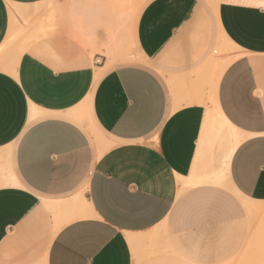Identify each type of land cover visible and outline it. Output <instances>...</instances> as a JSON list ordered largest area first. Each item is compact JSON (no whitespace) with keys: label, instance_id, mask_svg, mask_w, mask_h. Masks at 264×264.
<instances>
[{"label":"crops","instance_id":"1","mask_svg":"<svg viewBox=\"0 0 264 264\" xmlns=\"http://www.w3.org/2000/svg\"><path fill=\"white\" fill-rule=\"evenodd\" d=\"M48 3L0 0V264H132V233L209 177L261 212L264 0H149L128 35L76 0L75 38L36 33Z\"/></svg>","mask_w":264,"mask_h":264},{"label":"rangeland","instance_id":"2","mask_svg":"<svg viewBox=\"0 0 264 264\" xmlns=\"http://www.w3.org/2000/svg\"><path fill=\"white\" fill-rule=\"evenodd\" d=\"M148 1L80 0V4H94L95 9H102L103 5L111 3L115 10L117 34L121 29L128 35L138 13ZM59 2L49 0L44 7L48 15L39 21V28L42 29L36 33L50 31L53 24H60L70 32L63 33L74 37L76 16L74 13L70 16V11L76 9V0H64V17H61ZM23 23L24 28L29 26L26 18ZM30 40L26 36L22 45ZM22 45L17 46L18 52ZM221 45L223 48H220ZM221 45L215 47L217 53L212 55L220 67L227 59L237 55L235 49L226 46L223 40ZM130 51V54L120 57L122 63L137 60L133 41L130 42ZM215 120L216 127L222 131L220 139L226 138L227 147L216 160H211L212 167L208 170L219 175L224 170L223 155L233 136L217 118ZM249 203L236 195L221 177H209L207 182L179 191L171 212L163 221L147 230L132 233L140 239L135 245H130L132 264H264V201L259 203L263 205L260 213H248L246 208Z\"/></svg>","mask_w":264,"mask_h":264},{"label":"bare ground","instance_id":"3","mask_svg":"<svg viewBox=\"0 0 264 264\" xmlns=\"http://www.w3.org/2000/svg\"><path fill=\"white\" fill-rule=\"evenodd\" d=\"M12 5V4H11ZM12 7V6H11ZM12 9V8H11ZM12 10H14V9H12ZM14 12H16V11H14ZM14 12H10V14L12 13V15H10L11 17H13V14H14ZM69 29V28H68ZM59 31H65V32H68V33H70L69 32V30H67V29H65V28H63V27H60V26H58V25H54L53 24V26H52V28H51V30H50V32H59ZM73 34V33H72ZM30 39V38H29ZM31 41V40H30ZM29 41V42H30ZM29 42H27V43H25V44H23L20 48H19V54L20 53H22V51L24 50V48L26 47V45L29 43ZM224 43H225V45L226 46H228V47H230V48H235V46L231 43V42H229L228 40H226V39H224ZM224 45V46H225ZM223 47V46H222ZM237 55H235L234 57H231V58H229V59H227L224 63H222L221 64V70L226 66V65H228L235 57H236ZM234 136H235V138H236V143H237V134L236 133H234Z\"/></svg>","mask_w":264,"mask_h":264},{"label":"snow or ice","instance_id":"4","mask_svg":"<svg viewBox=\"0 0 264 264\" xmlns=\"http://www.w3.org/2000/svg\"><path fill=\"white\" fill-rule=\"evenodd\" d=\"M262 7H264V5H262Z\"/></svg>","mask_w":264,"mask_h":264}]
</instances>
